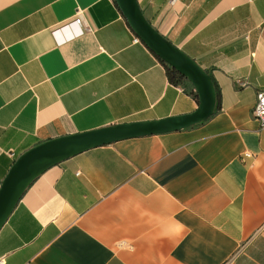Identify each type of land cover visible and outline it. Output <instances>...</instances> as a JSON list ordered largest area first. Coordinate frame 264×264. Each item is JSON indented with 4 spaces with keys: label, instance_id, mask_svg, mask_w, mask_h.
I'll return each mask as SVG.
<instances>
[{
    "label": "crops",
    "instance_id": "obj_1",
    "mask_svg": "<svg viewBox=\"0 0 264 264\" xmlns=\"http://www.w3.org/2000/svg\"><path fill=\"white\" fill-rule=\"evenodd\" d=\"M137 2L219 109L47 167L0 226V264H264V0ZM134 35L114 0H0V181L40 140L195 106Z\"/></svg>",
    "mask_w": 264,
    "mask_h": 264
},
{
    "label": "water",
    "instance_id": "obj_2",
    "mask_svg": "<svg viewBox=\"0 0 264 264\" xmlns=\"http://www.w3.org/2000/svg\"><path fill=\"white\" fill-rule=\"evenodd\" d=\"M114 2L135 35L191 84L196 95L195 106L189 111L160 118L116 122L52 136L27 147L14 158L0 181V226L24 189L52 164L87 148L117 139L185 127L203 120L214 111L216 94L208 70L161 34L144 16L137 0Z\"/></svg>",
    "mask_w": 264,
    "mask_h": 264
},
{
    "label": "built area",
    "instance_id": "obj_3",
    "mask_svg": "<svg viewBox=\"0 0 264 264\" xmlns=\"http://www.w3.org/2000/svg\"><path fill=\"white\" fill-rule=\"evenodd\" d=\"M79 21H80V18L78 16H74L72 19H70L65 24L77 25ZM133 40H139V38L136 35H134ZM252 113L258 120L260 128L264 131V89L257 91L256 99L252 106ZM242 154L248 155L249 153L246 150H244Z\"/></svg>",
    "mask_w": 264,
    "mask_h": 264
},
{
    "label": "trees",
    "instance_id": "obj_4",
    "mask_svg": "<svg viewBox=\"0 0 264 264\" xmlns=\"http://www.w3.org/2000/svg\"><path fill=\"white\" fill-rule=\"evenodd\" d=\"M156 56V55H155ZM158 58V60L163 64L164 67V71L165 74L168 78L169 81L173 82V83H179V82H183V81H187L184 76L178 72L175 68H173L172 66L168 65L167 63H165L162 59H160L158 56H156ZM211 77V75H210ZM211 80L213 82L214 85V89H215V94H216V103H215V109L214 111L219 109L220 106V93H219V89L215 83V81L213 80V78L211 77ZM189 92L192 94V96L195 98L196 101V95L195 92L193 91V89H190Z\"/></svg>",
    "mask_w": 264,
    "mask_h": 264
}]
</instances>
